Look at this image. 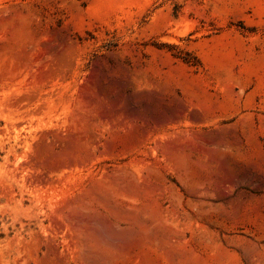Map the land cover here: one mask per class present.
I'll return each instance as SVG.
<instances>
[{"label": "rangeland", "instance_id": "obj_1", "mask_svg": "<svg viewBox=\"0 0 264 264\" xmlns=\"http://www.w3.org/2000/svg\"><path fill=\"white\" fill-rule=\"evenodd\" d=\"M0 264H264V0H0Z\"/></svg>", "mask_w": 264, "mask_h": 264}]
</instances>
